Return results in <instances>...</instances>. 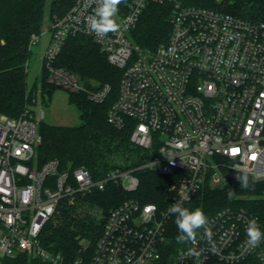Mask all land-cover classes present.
I'll return each instance as SVG.
<instances>
[{"label":"built area","instance_id":"2783aa9c","mask_svg":"<svg viewBox=\"0 0 264 264\" xmlns=\"http://www.w3.org/2000/svg\"><path fill=\"white\" fill-rule=\"evenodd\" d=\"M151 3L169 4L171 11V35L155 49L132 39ZM95 8L93 0H75L33 35L30 47L49 33L43 53L48 83L103 102L110 84L87 85L56 65L69 37L97 42L121 71L108 121L130 128L131 141L151 157L144 166L172 182L165 208L134 196L113 208L88 264H197L187 254L193 247L199 264H236L248 257L264 264V240L251 250L244 246L250 220L264 231L259 217L244 207H224L209 218L211 244L200 229L197 245L168 256L164 250L173 203L190 202L207 181L225 184L247 174L264 183V21L185 0H128L116 17L120 30L99 37L88 27ZM36 102L18 117L0 113V264H10L8 259L21 253L50 264H87L84 257L70 261L44 248V226L65 199L104 190L110 181L132 193L140 180L130 169L114 168L95 178L83 166L61 169L57 159L40 163L36 149L46 111L41 103L36 112Z\"/></svg>","mask_w":264,"mask_h":264},{"label":"trees","instance_id":"16d2710c","mask_svg":"<svg viewBox=\"0 0 264 264\" xmlns=\"http://www.w3.org/2000/svg\"><path fill=\"white\" fill-rule=\"evenodd\" d=\"M128 0H123L119 11ZM188 4L205 7H224L227 11L252 20L264 21V0H185ZM75 0H0V113L18 117L29 106L36 105L34 93L42 85L43 100H51L54 88L48 83L44 70L40 81L29 88L27 75L30 41L40 34L46 16L51 21L64 14ZM170 5L151 3L144 10L135 28L132 39L143 48L155 49L168 41L172 25ZM76 73L87 85L110 84L112 90L103 102H94L81 92H70V101L80 109V124L60 125L42 120L39 131L42 136L37 146L40 163L59 160L61 169L78 166L87 168L95 178L102 177L114 168L130 169L139 177L137 191L128 193L123 187L110 181L104 190L96 189L87 195L78 194L74 201L65 199L59 210L44 226L40 235L41 245L53 253H61L67 260L84 257L87 264L97 243L110 211L130 196L143 203L154 202L161 208L168 206L172 178L158 174L148 166V152L131 141L130 128H118L108 121L109 108L118 95L121 71L112 65L101 46L93 39L79 35L66 41L57 60ZM245 174H241L243 176ZM249 176V175H248ZM249 188H241L238 178H229L220 187L210 181L194 198L183 206L201 208L208 219L224 207H244L254 212L264 228V183L249 176ZM228 190L233 191L231 199ZM96 212L98 214H96ZM172 215L167 223L164 250L171 255L189 244H178V229ZM200 230H198L199 232ZM87 250L84 251V246ZM87 252V253H86ZM10 264H50L39 257L21 253L9 258ZM236 264H257L248 257Z\"/></svg>","mask_w":264,"mask_h":264},{"label":"clouds","instance_id":"9594fccd","mask_svg":"<svg viewBox=\"0 0 264 264\" xmlns=\"http://www.w3.org/2000/svg\"><path fill=\"white\" fill-rule=\"evenodd\" d=\"M96 5L95 12L88 18L89 30L99 37H106L109 33H115L120 30V24L117 22L119 6L123 0H93ZM235 170V168H234ZM241 188L253 186L250 183L247 174L239 176ZM233 191L228 190V198L231 199ZM188 199V197H185ZM168 214L175 216V224L178 229L176 242L178 244L197 245L198 230L204 229V235L211 244L212 232L209 227V219L201 208L189 209L183 206L182 202L177 201L168 209ZM246 239L243 242L246 249L251 250L258 247L264 240V231L261 230L256 219L248 222L245 229ZM210 251L215 252V245L212 244ZM188 255L197 258L199 264V253L195 248H189Z\"/></svg>","mask_w":264,"mask_h":264},{"label":"rangeland","instance_id":"374dc122","mask_svg":"<svg viewBox=\"0 0 264 264\" xmlns=\"http://www.w3.org/2000/svg\"><path fill=\"white\" fill-rule=\"evenodd\" d=\"M50 17L46 16L45 23L42 27V32L46 30L49 24ZM49 38V33H44L38 43L32 47V53L29 57V68L27 81L28 86L31 88L36 81H40L42 73L44 72L43 65V53L46 49L47 41ZM82 81V80H81ZM96 82L92 81V84L95 85ZM38 90L34 93L36 101L39 100L36 106V112L38 107L43 105L46 111L45 121L52 124L60 125H77L80 124V109L77 105L70 101V92L67 89L62 87H55L53 96L51 100H46L44 102L42 95V85L38 84ZM37 103V102H36ZM223 182L214 183L213 186L220 187L223 186ZM96 214H98L96 212ZM99 215V214H98ZM100 216V215H99Z\"/></svg>","mask_w":264,"mask_h":264}]
</instances>
